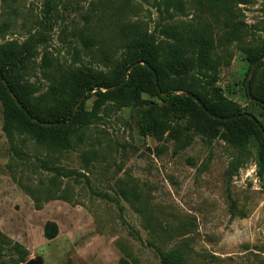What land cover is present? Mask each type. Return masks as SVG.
Segmentation results:
<instances>
[{"label": "rangeland", "instance_id": "rangeland-1", "mask_svg": "<svg viewBox=\"0 0 264 264\" xmlns=\"http://www.w3.org/2000/svg\"><path fill=\"white\" fill-rule=\"evenodd\" d=\"M107 1L0 0V27L9 24L6 34L0 33V45H34L14 82L34 92L40 105L51 106L74 88L71 71L91 66L108 72L90 56L100 45L81 38V33L110 31L101 8ZM151 1L134 0L136 9L129 17L145 21L158 40L163 24L188 23L198 14L190 2V17L169 19L167 14L163 20ZM240 8L249 29L246 44L263 47L264 0ZM41 37L45 41L39 45ZM229 52L232 59L221 67L218 87L264 125V110L246 96L250 63L236 44ZM257 79L260 87L264 66ZM172 81L175 86L192 83L190 75ZM141 98L150 102L143 109L108 103L88 128L76 127L83 140L64 152L18 133L14 150L3 132L0 101V264H19L14 244L29 252V260L43 264H162L158 248H181L196 264H264V173L258 167V142L242 146L230 137L213 139L186 112L158 98ZM96 100L95 95L84 98V111L91 112ZM134 189L139 198L128 201L124 194ZM48 222L59 228L54 241L44 235Z\"/></svg>", "mask_w": 264, "mask_h": 264}, {"label": "trees", "instance_id": "trees-1", "mask_svg": "<svg viewBox=\"0 0 264 264\" xmlns=\"http://www.w3.org/2000/svg\"><path fill=\"white\" fill-rule=\"evenodd\" d=\"M140 2L152 3L151 0H140ZM190 2L198 12L195 20L173 25L163 24L159 40L150 33L145 21L130 20V14L136 9L134 0H108L102 4L104 14L108 15L110 31L107 34L97 32L88 36L81 33V38L85 44L87 41H94L100 45L97 49L90 50V56L93 63L104 67L108 72H96L91 66H82L76 71H71L74 88L62 92L51 106L40 105L34 98V92H26L14 82L15 72L21 69L24 62L33 54L34 45L30 42L23 46L15 43L0 45V72L9 84L11 93L29 113L27 116L17 106L0 79V101L4 108L3 132L11 147L15 150V134L18 133L22 136H32L43 146L58 152L74 149L78 142L83 140L84 134L81 130L88 128L94 120H97L108 103L119 106L134 104L143 109L150 103L141 98L145 94L169 103L177 111L186 112L192 120H200L204 133L213 139L230 137L242 146L255 139L262 148L258 167L263 174L264 125L254 115L245 112L240 105L229 100L218 87L220 69L232 59V54L229 52V47L232 45H237L238 50L246 56L251 68L264 57V46L258 48L245 42L246 37L249 36V29L242 19L240 6L250 4L251 0H154L153 7L162 17L171 14L169 19L178 15L190 17L188 14ZM98 12L100 10L96 9L95 13ZM8 28V22H4L0 27L1 35L6 34ZM44 41V37H41L36 43L42 45ZM108 42H111V46L106 45ZM75 53L78 57V50H75ZM262 66L264 64L258 66L250 83L254 101L249 97L247 84L246 96L250 102L264 110V81L260 87L257 85L258 70ZM132 67L134 68L130 71ZM154 72L160 92L156 86ZM184 75H190L192 83L175 86L172 77ZM124 81L126 82L123 84ZM115 87L118 88L114 89ZM50 89L58 92L54 86ZM179 91L197 97L206 110L192 97L175 95ZM162 94L168 96L162 98ZM92 95H95L97 100L91 112L84 111L85 103H83L74 122L71 125H61L71 122L75 107L82 98L88 100ZM248 115L255 119H250ZM232 117L238 118L229 122L219 119ZM32 118L38 123L33 122ZM42 124H59V126L44 127ZM76 127L81 130H76ZM167 130L169 127L166 126L164 132ZM222 131L226 134H222ZM61 175L65 177L66 174L60 172ZM124 196L128 201H132L130 196L139 198L136 189ZM61 197L57 196L58 199ZM37 208L40 209V206ZM44 235L48 241L57 239L58 225L48 222ZM12 249L19 259V264H26L29 261V252L19 244H14ZM157 250L162 264H196L189 261L181 248ZM121 264L130 263L122 260Z\"/></svg>", "mask_w": 264, "mask_h": 264}, {"label": "water", "instance_id": "water-1", "mask_svg": "<svg viewBox=\"0 0 264 264\" xmlns=\"http://www.w3.org/2000/svg\"><path fill=\"white\" fill-rule=\"evenodd\" d=\"M264 62V57L261 58L258 62H256L253 66H252V69H251V72H250V77H249V80L247 82V90H248V94H249V97L251 99V101H254L253 97H252V93H251V87H250V83H251V77L255 74L256 72V69L258 68V66H260L262 63ZM137 65H140V64H137ZM134 67H132L130 69L133 70ZM130 71L127 73V76L129 75ZM155 74V82H156V86H157V89L158 91L160 92V88H159V85H158V79H157V76H156V73L154 72ZM0 79L2 81V83L5 85V87L8 89V91L11 93V89L9 87V84L5 81V78L4 76L2 75V73L0 72ZM126 81L123 82V84L125 83ZM118 87H115L114 89H117ZM187 97H192L198 104L201 105V107L206 110L205 106L201 104V101L197 98V97H194V96H191L189 94H185ZM11 96L12 98L14 99V101L16 102L17 106L27 115L29 116V113L28 111L23 107V105L18 101V99L16 98V96L14 94L11 93ZM84 101V98L76 105L75 107V110H74V118L71 120V122L69 123H66V124H61V125H71L73 122H74V119H75V116L77 115V112L81 106V104L83 103ZM248 117L252 120H254L255 118L253 116H249ZM216 118V117H214ZM238 117H232V118H219L221 121H224V122H229V121H232L234 119H236ZM32 121L33 122H36L38 123V121H36L35 119L32 118ZM43 126L45 127H50V126H59V124H42ZM261 130H263L261 128ZM263 134H264V131H263ZM26 264H43L41 260H29Z\"/></svg>", "mask_w": 264, "mask_h": 264}]
</instances>
